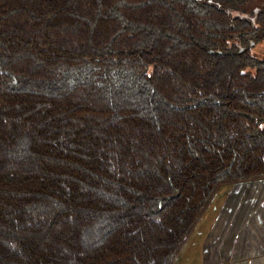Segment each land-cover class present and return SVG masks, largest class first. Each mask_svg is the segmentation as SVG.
<instances>
[{
  "label": "trees",
  "instance_id": "trees-1",
  "mask_svg": "<svg viewBox=\"0 0 264 264\" xmlns=\"http://www.w3.org/2000/svg\"><path fill=\"white\" fill-rule=\"evenodd\" d=\"M252 40L264 2L0 0V264H172L264 178Z\"/></svg>",
  "mask_w": 264,
  "mask_h": 264
},
{
  "label": "crops",
  "instance_id": "crops-1",
  "mask_svg": "<svg viewBox=\"0 0 264 264\" xmlns=\"http://www.w3.org/2000/svg\"><path fill=\"white\" fill-rule=\"evenodd\" d=\"M223 185L225 195L214 205L212 196L172 264H264V178Z\"/></svg>",
  "mask_w": 264,
  "mask_h": 264
},
{
  "label": "rangeland",
  "instance_id": "rangeland-1",
  "mask_svg": "<svg viewBox=\"0 0 264 264\" xmlns=\"http://www.w3.org/2000/svg\"><path fill=\"white\" fill-rule=\"evenodd\" d=\"M205 1L216 3L222 7H225L227 10H229L233 14L245 15L251 19H253L255 13L257 12V10L261 7V5L264 2V0H205ZM250 48L253 51V53L256 54V56L264 57V45L262 44L261 41L252 40L250 43ZM226 186L227 185H221L216 190V192L213 194V197L215 200L213 205L215 204L218 198H220L222 195L223 196L225 195ZM249 203L252 204V201L250 200L248 204Z\"/></svg>",
  "mask_w": 264,
  "mask_h": 264
}]
</instances>
